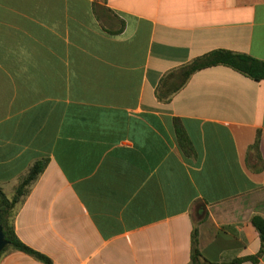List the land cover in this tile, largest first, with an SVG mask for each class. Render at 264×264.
<instances>
[{
  "label": "crops",
  "instance_id": "crops-1",
  "mask_svg": "<svg viewBox=\"0 0 264 264\" xmlns=\"http://www.w3.org/2000/svg\"><path fill=\"white\" fill-rule=\"evenodd\" d=\"M214 49L264 60V0H0V188L46 160L17 238L48 264H191L195 226L206 260L264 264L231 262L259 248L264 79L217 64L183 82Z\"/></svg>",
  "mask_w": 264,
  "mask_h": 264
},
{
  "label": "trees",
  "instance_id": "trees-1",
  "mask_svg": "<svg viewBox=\"0 0 264 264\" xmlns=\"http://www.w3.org/2000/svg\"><path fill=\"white\" fill-rule=\"evenodd\" d=\"M217 64L227 66L242 74L243 76L255 81L264 79V60L256 59L247 54L234 52L231 50L214 49L191 59L188 63L181 66L179 70L182 76V81L184 82L187 77L195 70ZM172 126L178 145L181 148H184L183 146H188L189 143L187 136L177 118H172ZM258 136L259 131L256 130L253 142L249 145V149L253 150L257 156ZM45 162V158L34 160L28 166L25 173L19 178L10 196H7L0 188V227L3 238L6 241L5 246L0 250V254L6 249L11 248L26 253L43 263L48 264L50 262L47 256L30 248L20 241L13 230L14 214L18 206L21 204L23 198L28 193L37 175L43 169ZM249 223L257 232L259 248L254 255L232 259V263L242 259L254 261L264 249V217L257 214H252L249 218ZM189 249L191 264H221L210 262L202 257L197 248V230L195 226L192 227L190 232Z\"/></svg>",
  "mask_w": 264,
  "mask_h": 264
},
{
  "label": "water",
  "instance_id": "water-1",
  "mask_svg": "<svg viewBox=\"0 0 264 264\" xmlns=\"http://www.w3.org/2000/svg\"><path fill=\"white\" fill-rule=\"evenodd\" d=\"M5 244H6V241L3 238V234L1 231V227H0V250L5 246Z\"/></svg>",
  "mask_w": 264,
  "mask_h": 264
},
{
  "label": "rangeland",
  "instance_id": "rangeland-1",
  "mask_svg": "<svg viewBox=\"0 0 264 264\" xmlns=\"http://www.w3.org/2000/svg\"><path fill=\"white\" fill-rule=\"evenodd\" d=\"M10 195V194H9Z\"/></svg>",
  "mask_w": 264,
  "mask_h": 264
}]
</instances>
